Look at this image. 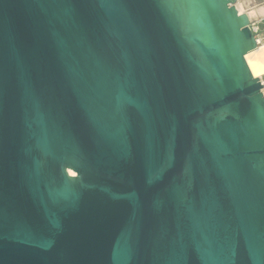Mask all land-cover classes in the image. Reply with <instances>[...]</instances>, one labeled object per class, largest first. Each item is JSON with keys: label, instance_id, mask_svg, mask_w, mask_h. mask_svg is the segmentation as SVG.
I'll list each match as a JSON object with an SVG mask.
<instances>
[{"label": "water", "instance_id": "95a60500", "mask_svg": "<svg viewBox=\"0 0 264 264\" xmlns=\"http://www.w3.org/2000/svg\"><path fill=\"white\" fill-rule=\"evenodd\" d=\"M236 2L0 0V264H264Z\"/></svg>", "mask_w": 264, "mask_h": 264}, {"label": "built area", "instance_id": "2783aa9c", "mask_svg": "<svg viewBox=\"0 0 264 264\" xmlns=\"http://www.w3.org/2000/svg\"><path fill=\"white\" fill-rule=\"evenodd\" d=\"M236 7L240 13H246L249 15V13L254 9L264 7V0H237ZM240 9L243 10L241 11ZM249 18H250L249 26L255 35L257 44L261 45L264 43V13L259 14L256 17H251L249 15ZM259 78L261 80V83L264 85V75H262ZM263 91H264V87H263Z\"/></svg>", "mask_w": 264, "mask_h": 264}, {"label": "bare ground", "instance_id": "6f19581e", "mask_svg": "<svg viewBox=\"0 0 264 264\" xmlns=\"http://www.w3.org/2000/svg\"><path fill=\"white\" fill-rule=\"evenodd\" d=\"M240 10L242 11L243 9ZM263 13L264 7H260L251 11L249 15L256 17ZM246 59L254 76L261 77L264 75V43L247 53Z\"/></svg>", "mask_w": 264, "mask_h": 264}]
</instances>
